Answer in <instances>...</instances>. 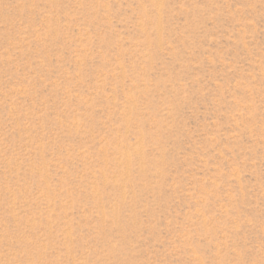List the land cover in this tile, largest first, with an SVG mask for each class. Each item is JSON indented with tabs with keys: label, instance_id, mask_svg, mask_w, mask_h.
Listing matches in <instances>:
<instances>
[{
	"label": "rangeland",
	"instance_id": "rangeland-1",
	"mask_svg": "<svg viewBox=\"0 0 264 264\" xmlns=\"http://www.w3.org/2000/svg\"><path fill=\"white\" fill-rule=\"evenodd\" d=\"M0 264H264V0H0Z\"/></svg>",
	"mask_w": 264,
	"mask_h": 264
}]
</instances>
